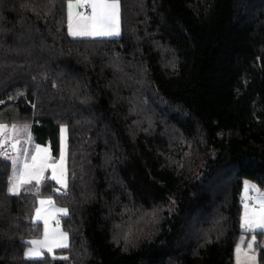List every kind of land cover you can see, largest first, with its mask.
I'll use <instances>...</instances> for the list:
<instances>
[{
	"label": "trees",
	"instance_id": "trees-1",
	"mask_svg": "<svg viewBox=\"0 0 264 264\" xmlns=\"http://www.w3.org/2000/svg\"><path fill=\"white\" fill-rule=\"evenodd\" d=\"M119 3V37L72 38L68 0H0V123L54 158L68 128L63 191L9 192L0 155V264H236L244 182L264 190V0ZM41 198L67 209L63 257L25 256Z\"/></svg>",
	"mask_w": 264,
	"mask_h": 264
},
{
	"label": "snow or ice",
	"instance_id": "snow-or-ice-1",
	"mask_svg": "<svg viewBox=\"0 0 264 264\" xmlns=\"http://www.w3.org/2000/svg\"><path fill=\"white\" fill-rule=\"evenodd\" d=\"M68 34L73 37H111L118 36L120 34V3L119 0H68ZM90 8L91 14L88 15L84 12L78 11L80 8ZM66 132L64 127L61 128V151L60 161L58 165L50 164L48 162L47 153L48 149H42L40 146H36V154L31 156V163L27 160V151L25 150V162L23 165V172L18 178V182L10 181L9 192L18 193L20 184L30 183L32 180H36L39 183L44 171L51 167L52 168V179L62 185L64 188L67 187L64 179V163H65V151H64V136ZM20 136L25 137V142L31 143L32 137L30 129L27 126L23 128L17 127V125H8L0 123V150H3L8 145L13 152L20 153ZM41 153L45 155L42 157ZM0 155L4 158L7 157V153L0 151ZM16 159L12 160V164L15 170ZM57 166L61 169V173L57 176ZM15 174V171H14ZM241 202L244 206V213L241 217V228L250 232H264V190L258 185L253 184L249 181L244 182V187L241 195ZM52 204L53 201L40 200V204L44 205ZM58 211L67 214V209H59ZM36 218L41 219L42 209L36 210ZM45 223V240L44 241H30L32 245H46L48 251H52V244L56 247H67V235L60 233L58 236L54 235L49 237L47 229L48 220L44 218ZM51 239V243L49 240ZM58 241V242H57ZM255 244V235H253L252 242L249 243V252L252 251L253 245ZM237 253V264H242L241 253L242 249L240 246L236 249ZM40 247H33L25 253L26 257L29 256H40ZM244 261L243 264H248V261L254 262L255 255H249L247 252L243 253ZM67 259V257H64Z\"/></svg>",
	"mask_w": 264,
	"mask_h": 264
},
{
	"label": "rangeland",
	"instance_id": "rangeland-1",
	"mask_svg": "<svg viewBox=\"0 0 264 264\" xmlns=\"http://www.w3.org/2000/svg\"><path fill=\"white\" fill-rule=\"evenodd\" d=\"M17 127H20V128H23L24 126L23 125H17ZM62 127H64L65 129H66V132L63 134V136H64V141H63V143H64V151H65V163H64V179H65V181H66V184H67V186H68V128H67V126L66 125H62L61 126V128ZM29 128V127H28ZM30 129V128H29ZM61 137H62V134H61V129H60V151H61ZM19 139L21 140V144H20V149H21V151H20V153L18 154V153H16V152H13L12 150H11V148H8L7 147V145L5 146V148H4V152H6L7 153V159H9L10 161H11V163H12V160L13 159H16V161H17V163H16V167H15V170H14V167H13V164H12V177H11V182H18V178H19V176H20V174L23 172V165H24V162H25V159H26V157H25V150L27 151V160H28V162L29 163H31V156L32 155H35L36 154V146L38 145V146H40V148H42V149H48V153H47V158H48V162L50 163V164H54V165H58L59 164V161H60V154H59V156L57 157V158H54L53 156H52V150H51V148H50V146L49 145H41V144H36L35 142H32L31 141V145H29L27 148H26V146H24V144H23V140H25V137L24 136H20L19 137ZM30 144V143H29ZM45 154L44 153H41V156L43 157ZM14 171H15V174H14ZM56 173H57V176H59L60 175V173H61V169L57 166V169H56ZM46 177H50V178H52V168L51 167H49V168H47L45 171H44V173H43V176L41 177V179H40V181H39V183L40 182H42ZM37 182L36 180H32L31 182ZM56 181V180H55ZM24 184H27V183H23V184H20V186H22V185H24ZM58 184V183H57ZM10 186H11V184H10ZM10 186H9V188H10ZM20 186H19V188H20ZM58 186H59V190L60 191H63L64 189H66V188H64L62 185H60V184H58ZM12 193V192H11ZM41 199H44L45 201L46 200H51L50 198H41ZM52 201V200H51ZM48 207H50V204H49V206ZM43 208L42 209V206H41V208L40 209H42V217H43V219L44 218H46L48 215H49V212H50V209L49 208ZM54 211H55V213H59V214H64L63 212H60V211H58L59 209H63V208H60L59 206H57V205H55L54 204ZM35 219H37L36 218V214H35ZM43 219H39L40 221H42L43 222ZM45 224V223H44ZM59 226H61V223L60 224H58ZM48 232L49 233H51V231H49L48 230ZM42 239H45V225H44V231H43V234H42ZM49 243H50V241H49ZM50 253V252H49ZM52 256H54V257H63V254L62 255H56V254H52V253H50ZM45 254H43L42 255V257L44 256ZM41 257V258H42Z\"/></svg>",
	"mask_w": 264,
	"mask_h": 264
},
{
	"label": "crops",
	"instance_id": "crops-1",
	"mask_svg": "<svg viewBox=\"0 0 264 264\" xmlns=\"http://www.w3.org/2000/svg\"><path fill=\"white\" fill-rule=\"evenodd\" d=\"M78 11L84 12V13H86L88 15L91 14V9L90 8H87V7L80 8V9H78ZM120 35H121V9H120V34L118 36H111V37H73V36H71V37L72 38H114V37H119ZM23 144H24V146H26V148L29 145H31V143L29 144V143L25 142V140H23ZM249 182H251V181H249ZM251 183L256 184L254 182H251ZM22 186H20L18 192L21 191ZM40 200H44V199H40ZM40 200H39L37 209L38 208H41V206H42V209L43 208H47L49 206V204H47V203H45L44 205H41L40 204ZM46 201H48V200H46ZM53 206H54V203L50 204V207H48L50 209V212H49V215L46 217L47 220H48L47 229L49 231H51V233H49V237L51 238L54 235L58 236L60 233L66 234L67 235L66 243H67V247H68V245H69V235H68V233L66 231H64V229L62 228V226H59L58 225V224H60V221L57 220V216L59 215V213L58 214L55 213V211H54L55 209H54ZM243 213H244V207H243V211H242V216H243ZM35 214H36V212H35ZM34 219H35V216H34ZM41 219H43V218H41ZM35 220L38 221V222H42L39 219H35ZM42 223L44 224V219H43V222ZM244 231L246 233L242 236V238L240 239V241L238 243V246H240L241 249H242V253H241V261H242V264H243V261H244V255H243V253H245V252H247L249 255H255V257H256V259H255L254 262L248 261V264H259V262H258V247H257L258 237L253 232L246 231V230H244ZM262 233H264V232H262ZM253 235H255V244L253 245L252 251L249 252L248 245H249V243L252 242ZM44 240L45 239H42V237H40V238L32 239L30 241H41L42 242ZM49 241L51 243V239ZM33 247H40V249H41V255L38 256V257L37 256H29L27 258L39 259V258L42 257L43 254L49 253L48 248H47L46 245H35L34 246V245L30 244V243H29V245H28V247L26 249V252H28V250L30 248H33ZM67 247H56L55 244H52V251L50 253H52L54 255V254H56V251H58L60 249H65ZM261 247L264 248V236H263V239H262V242H261ZM235 260H236V264H237V253L235 254Z\"/></svg>",
	"mask_w": 264,
	"mask_h": 264
},
{
	"label": "built area",
	"instance_id": "built-area-1",
	"mask_svg": "<svg viewBox=\"0 0 264 264\" xmlns=\"http://www.w3.org/2000/svg\"><path fill=\"white\" fill-rule=\"evenodd\" d=\"M62 218H63L62 215H58V216H57V219H58V220H61Z\"/></svg>",
	"mask_w": 264,
	"mask_h": 264
}]
</instances>
